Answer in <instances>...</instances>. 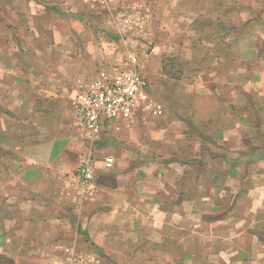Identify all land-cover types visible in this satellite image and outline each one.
<instances>
[{"label":"crops","instance_id":"crops-1","mask_svg":"<svg viewBox=\"0 0 264 264\" xmlns=\"http://www.w3.org/2000/svg\"><path fill=\"white\" fill-rule=\"evenodd\" d=\"M51 2L0 0V254L49 264L68 245L100 264H264V117L237 116L234 97L264 112V31L253 83L242 59L246 67L222 82L210 75V86H191L198 100L223 103L224 117H170L146 132L144 146L133 130L102 135L90 153L94 179L80 194L73 147L54 122L42 128L26 110L42 92L23 62L37 54L26 44L40 36L39 17H63Z\"/></svg>","mask_w":264,"mask_h":264},{"label":"rangeland","instance_id":"rangeland-1","mask_svg":"<svg viewBox=\"0 0 264 264\" xmlns=\"http://www.w3.org/2000/svg\"><path fill=\"white\" fill-rule=\"evenodd\" d=\"M51 1L58 6L49 7L63 17H39L35 28L40 36L26 44L32 53L34 46L37 54L23 62L34 67L29 72L42 86L41 94L36 92L32 106L26 110L40 117L42 128L55 123L56 137L63 146L73 147L68 150L71 167L78 164L86 141L73 125L70 96L78 83L88 82L102 70H135L160 104L161 115L141 119L133 129L124 130H133V142L144 146L146 132L161 129L170 117H224L221 113L225 105L198 100L192 84L201 81L210 86V75L222 82L246 67L245 63L241 65L242 59L247 61L246 73L253 83L263 65L262 59H256V47L263 40L259 31H264V0H204L202 10L197 9V0L47 3ZM166 25L181 28L170 30ZM241 51L248 52L246 58L238 56ZM221 93L225 97L226 91ZM234 97L237 116L246 113L248 117H264L263 110H255L257 103L250 106L245 95ZM10 261L0 254V264H13Z\"/></svg>","mask_w":264,"mask_h":264},{"label":"built area","instance_id":"built-area-1","mask_svg":"<svg viewBox=\"0 0 264 264\" xmlns=\"http://www.w3.org/2000/svg\"><path fill=\"white\" fill-rule=\"evenodd\" d=\"M96 1V0H93ZM106 3L108 0H98ZM72 120L86 141L87 151L79 157L74 176L78 190L85 193L94 179L90 158L93 146L105 133L133 129L141 119L159 116L160 104L149 94L145 79L135 70L107 68L79 85L72 98ZM104 167L111 169L113 160L103 158ZM55 259L49 264H100L97 256L77 252L73 247H55Z\"/></svg>","mask_w":264,"mask_h":264}]
</instances>
